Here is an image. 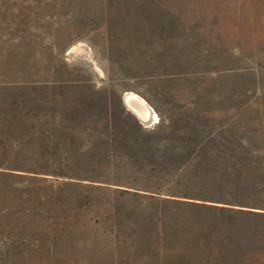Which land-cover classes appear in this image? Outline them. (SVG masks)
I'll list each match as a JSON object with an SVG mask.
<instances>
[{
    "label": "rangeland",
    "instance_id": "1",
    "mask_svg": "<svg viewBox=\"0 0 264 264\" xmlns=\"http://www.w3.org/2000/svg\"><path fill=\"white\" fill-rule=\"evenodd\" d=\"M0 63L32 82L0 106V169L25 168L0 177V264H264V214L173 200L233 158L264 175V0H0ZM57 112L98 127L39 132Z\"/></svg>",
    "mask_w": 264,
    "mask_h": 264
},
{
    "label": "trees",
    "instance_id": "2",
    "mask_svg": "<svg viewBox=\"0 0 264 264\" xmlns=\"http://www.w3.org/2000/svg\"><path fill=\"white\" fill-rule=\"evenodd\" d=\"M223 169V175L211 184L207 191L212 195L206 196L201 203L194 200L174 198V202L185 207L199 206L214 209L241 210L264 214V175L256 174L259 169L255 160L251 158H233ZM264 165V162H263ZM25 168L3 167L0 177L20 175L16 171H25ZM27 169V168H26ZM15 170V171H12ZM31 172V171H30ZM60 173V172H59ZM64 173L61 172L60 175Z\"/></svg>",
    "mask_w": 264,
    "mask_h": 264
},
{
    "label": "crops",
    "instance_id": "3",
    "mask_svg": "<svg viewBox=\"0 0 264 264\" xmlns=\"http://www.w3.org/2000/svg\"><path fill=\"white\" fill-rule=\"evenodd\" d=\"M23 66H10L6 65L5 63H0V106H14L17 104H23V101H17L16 99L24 98L22 95L25 87L32 84L30 81L29 76H26V72L24 71ZM29 73V71H27ZM41 85V81L35 82ZM46 81H43L42 84H45ZM103 84V83H101ZM94 85V83H92ZM97 85H100V83ZM98 87V86H97ZM17 89H20L19 92H16ZM126 93V92H125ZM124 93V95H125ZM124 95L122 96V104L124 107H127L124 101ZM131 112V111H130ZM132 113V112H131ZM134 117L138 118L134 113H132ZM94 115L91 114V120H93ZM7 116H0V120H8ZM16 119V118H15ZM103 121H106V124H102L103 130H109L110 125V116H103L101 118ZM12 120V119H11ZM41 120H47L49 123L48 125H41L39 128V132H95L97 125L90 123V124H81L78 121L89 120V116L86 118L82 117V114H71V113H60L57 112L53 114L50 118L41 117ZM100 127V126H99ZM20 132H29V129H26L25 126H20L17 128ZM16 130V128H12V126H8L6 128L7 132H11ZM143 264V263H138Z\"/></svg>",
    "mask_w": 264,
    "mask_h": 264
},
{
    "label": "bare ground",
    "instance_id": "4",
    "mask_svg": "<svg viewBox=\"0 0 264 264\" xmlns=\"http://www.w3.org/2000/svg\"><path fill=\"white\" fill-rule=\"evenodd\" d=\"M124 101L127 107L141 120H153V122H157L158 116L151 109V107L147 104V102L142 99L137 94L131 92H127L124 95Z\"/></svg>",
    "mask_w": 264,
    "mask_h": 264
}]
</instances>
